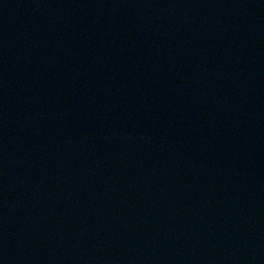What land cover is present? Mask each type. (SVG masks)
Listing matches in <instances>:
<instances>
[{
    "label": "water",
    "instance_id": "water-1",
    "mask_svg": "<svg viewBox=\"0 0 264 264\" xmlns=\"http://www.w3.org/2000/svg\"><path fill=\"white\" fill-rule=\"evenodd\" d=\"M0 264H264V0H0Z\"/></svg>",
    "mask_w": 264,
    "mask_h": 264
}]
</instances>
